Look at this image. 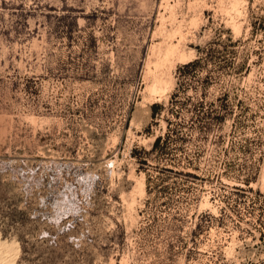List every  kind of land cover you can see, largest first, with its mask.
Returning <instances> with one entry per match:
<instances>
[{"label": "rangeland", "instance_id": "1", "mask_svg": "<svg viewBox=\"0 0 264 264\" xmlns=\"http://www.w3.org/2000/svg\"><path fill=\"white\" fill-rule=\"evenodd\" d=\"M0 247L264 264V0H0Z\"/></svg>", "mask_w": 264, "mask_h": 264}, {"label": "trees", "instance_id": "2", "mask_svg": "<svg viewBox=\"0 0 264 264\" xmlns=\"http://www.w3.org/2000/svg\"><path fill=\"white\" fill-rule=\"evenodd\" d=\"M199 62H200V58H196V59H193L189 62H186V63L180 65L178 68L179 74L185 76L188 73H190L191 71H195L196 66L199 64ZM176 96H177V94L173 93L172 99L175 98ZM151 108H152V116L154 117L155 115H157V110L160 108V105L153 104L151 106ZM166 122H167V128H166L165 134L164 135H158L155 137V139L152 143L151 151L156 152L157 149L163 150L164 143H166V140H168V138L170 136V121L168 120V118L166 119ZM148 179H150V178H148ZM148 179H147V181H148Z\"/></svg>", "mask_w": 264, "mask_h": 264}, {"label": "bare ground", "instance_id": "3", "mask_svg": "<svg viewBox=\"0 0 264 264\" xmlns=\"http://www.w3.org/2000/svg\"><path fill=\"white\" fill-rule=\"evenodd\" d=\"M182 58H183V57H182ZM164 83H165V82H164ZM161 89H162V88H161ZM1 246H2V245H1ZM2 248H3V247H2ZM2 248L0 247L1 250H2ZM1 250H0V251H1ZM0 254H1V253H0ZM2 255H3V254H2ZM2 257H3V256H1V258H2ZM1 258H0L1 262H4L3 260H5V258H4V259L2 258L3 260H2ZM12 260H13V259H12ZM4 263H5V262H4ZM4 263H3V264H4ZM1 264H2V263H1Z\"/></svg>", "mask_w": 264, "mask_h": 264}]
</instances>
